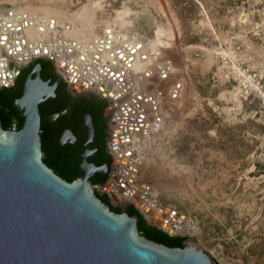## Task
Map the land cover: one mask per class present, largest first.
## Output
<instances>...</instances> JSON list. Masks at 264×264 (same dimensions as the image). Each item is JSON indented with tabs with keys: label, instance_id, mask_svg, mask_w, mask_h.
Segmentation results:
<instances>
[{
	"label": "rangeland",
	"instance_id": "rangeland-1",
	"mask_svg": "<svg viewBox=\"0 0 264 264\" xmlns=\"http://www.w3.org/2000/svg\"><path fill=\"white\" fill-rule=\"evenodd\" d=\"M13 9L75 23L88 41L113 25L144 49L157 44L180 81L173 97L174 84L158 87L162 112L146 109L150 121L162 118L161 131L150 139L140 131L134 139L140 184L154 189L150 202L175 207L184 224L196 223L195 234L177 235L194 238L213 255L222 246L228 264H264V0H0V16ZM40 57L53 59L36 55L22 66ZM63 79L73 94L111 99L77 92ZM155 86L138 92H155ZM108 104L113 117L119 107ZM116 170L115 160L112 174ZM104 187L96 189L112 205H135Z\"/></svg>",
	"mask_w": 264,
	"mask_h": 264
},
{
	"label": "water",
	"instance_id": "water-1",
	"mask_svg": "<svg viewBox=\"0 0 264 264\" xmlns=\"http://www.w3.org/2000/svg\"><path fill=\"white\" fill-rule=\"evenodd\" d=\"M41 68L40 63L34 66L22 95L13 100L22 127L6 129L0 119V264H218L219 255L194 238L188 237L181 247L159 243L139 231L137 214L112 210L89 179L93 173L104 176L109 163L88 162L92 152L86 147L79 179L68 181L45 163L40 105L55 98L57 84L44 81ZM5 86L0 83V88ZM83 120L87 144L93 141L95 126L91 114H84ZM69 138L75 139L68 129L60 145ZM109 149L114 155L113 147ZM135 205L148 224L176 234L153 221L145 203Z\"/></svg>",
	"mask_w": 264,
	"mask_h": 264
},
{
	"label": "bare ground",
	"instance_id": "bare-ground-1",
	"mask_svg": "<svg viewBox=\"0 0 264 264\" xmlns=\"http://www.w3.org/2000/svg\"><path fill=\"white\" fill-rule=\"evenodd\" d=\"M24 12L13 9L7 16H0V83L9 85L14 82L17 68L12 67L13 62L22 66L36 55L48 54L55 59L59 72L70 82L73 90H94L111 95L112 108L119 107L110 140L117 170L106 188L120 202L133 201L139 207L145 203L152 220L172 232L195 234V222L184 224L185 218L175 208L166 210L149 201L147 196L154 193V189L140 184L135 164L139 152L133 145L136 134L145 131L150 139L164 125L162 118L150 121L146 114L149 107L163 111L164 97L158 87L166 81L167 85L174 84L172 97L174 92H178L180 78L176 65L165 58L166 54L157 48L156 43L144 49L126 35L116 34L113 25L106 27L104 36H94L93 41H88L80 35L75 23L44 16L34 19ZM74 50L78 51L77 57L69 55ZM214 53L220 54L219 51ZM246 79L249 80V76ZM150 83L156 84L155 92L146 89ZM143 87L146 88L138 92ZM128 94L132 96L127 99ZM136 115L137 118L132 120L131 117ZM125 155L127 160H124ZM144 212L148 216V212ZM216 255L223 264H228L222 259V246Z\"/></svg>",
	"mask_w": 264,
	"mask_h": 264
},
{
	"label": "flooded vegetation",
	"instance_id": "flooded-vegetation-1",
	"mask_svg": "<svg viewBox=\"0 0 264 264\" xmlns=\"http://www.w3.org/2000/svg\"><path fill=\"white\" fill-rule=\"evenodd\" d=\"M33 62H31V63H33ZM30 64H28L27 66H19V67H17V74H16V77H15L13 86L18 81H22L25 69ZM36 64H38V63H35V65ZM34 66L32 67V69L34 68ZM41 66H42V64H41ZM32 69L30 70V72L32 71ZM54 71L57 74H59L57 72V70L55 69V67H54ZM30 72H27L26 77H27V75ZM40 75H41L42 79L44 81H48L50 85H52L54 83L57 84L56 89H55V93H56L55 98L47 99L42 104V108H40L42 122L45 119V121L47 123V126H48L47 127L48 131L43 130L42 143L44 142V136L45 135L49 136V138L51 140V149H52V151L54 153V158L58 162H70V160H77L78 161V164H77V170L78 171H77V173L79 174L80 177H78L76 179H79V178L82 177L81 173L79 172L78 166L82 163V160L80 159V156L84 152V147H86L87 149H89L92 152L91 155L87 157L88 162L94 163L97 166H101L104 163L108 162L109 163V167H108V169L106 171V174L104 176L100 175L99 173H93V174H91L89 176L90 182L95 187V190L97 192L98 190L96 189V187H98V186L104 187V185L107 186L109 184V179H110V176H112V170H113L114 161H115V158L113 157V155H112V153H111V151L109 149V137H110L109 128H110V122H111V118H112L107 113L109 104L104 107L103 112H102V109H101L102 107L101 106L98 108L96 114H101L102 120H101V122L99 124H97V126H95V123H94V120H93V116L91 115L93 123H94V126H95V134H94L93 141L86 144V141H87V130H86L85 126H84L83 118H84V114H86L88 112H85L83 114V117L80 120L78 118V116L76 115V113H73V110L70 109V108L77 107V102H75V101H72L69 106L63 108L59 112L54 111L53 109L55 108V106L57 104L61 103L60 97H61L62 94H61V91H58L59 80L55 81V80L52 79L51 76H48L46 74V72L43 70V66L41 68ZM26 77H25V79H26ZM33 77H34V75H33ZM24 82H25V80H24ZM24 82H23V84L21 86V91L18 90V92H17L18 94L13 98V100L18 98V97H20L22 95V88H23ZM5 87H10V86L6 85ZM5 87L0 88V94H1V92L3 91V89ZM68 92H69V94H71V95H73L75 97L80 96V94H73L71 92L69 86H68ZM93 93L98 95L95 92H93ZM108 102H110V100ZM12 105H13V101H12ZM0 107L6 114L10 115V117L13 118L14 122H17L18 118H17L16 112H15L16 108L14 106H11L10 98L4 97L2 100L0 99ZM12 108H15V110H13ZM63 110H66V112L63 113V114H60L57 117H55L56 114L61 113ZM64 115L66 117L62 118V116H64ZM0 119H1V122H2L1 116H0ZM2 124H3V122H2ZM104 127H106L105 128V132L107 133V136L101 138L99 131L102 128L104 129ZM6 129H17V128L16 127H11V128H6ZM68 129L72 131L75 139L72 140L71 138H69L64 143H62L60 145V141L62 139V136H63L64 132L66 130H68ZM43 153H44V151H43ZM108 156L112 157V159H113L112 162L109 159H107ZM43 158H44V156H43ZM104 178H106V181H103ZM104 188L106 189V187H104ZM98 193L102 194V195L104 194L102 191H98ZM127 209H128V207H126L124 209V212H127Z\"/></svg>",
	"mask_w": 264,
	"mask_h": 264
},
{
	"label": "trees",
	"instance_id": "trees-1",
	"mask_svg": "<svg viewBox=\"0 0 264 264\" xmlns=\"http://www.w3.org/2000/svg\"><path fill=\"white\" fill-rule=\"evenodd\" d=\"M35 63H40L43 66V70L46 72L48 76H51L53 80L57 81L59 80V87L58 91H61V97H60V104H57L55 108L53 109L56 112L61 111L63 108L70 105L72 101L77 102V107L70 108L73 110V113H76L78 118L81 120L83 117V114L85 112L90 113L93 116V120L95 123V126L99 124L102 120L101 114H96L98 108L101 106L102 112L105 106L108 105V99L105 97H102L100 95H96L94 93L91 94H84L80 95L78 97H75L68 92V83L54 71V62L50 58L40 57L37 58L33 63H31L24 72L22 81H18L14 86L5 87L3 91L0 94V99L2 100L4 97L10 98V104L12 105L13 98L18 94V90L21 91V86L25 80L27 72H30L32 67L35 65ZM40 108H42V104L40 105ZM15 110V108H12ZM75 109V110H74ZM16 116L18 118L17 122H14L13 118L10 117V115L6 114L0 107V116L2 118L3 126L4 128H11L16 127L17 129H20L23 125V118L19 116L18 112L15 110ZM75 115V114H74ZM66 117L65 115L62 116V118ZM47 123L45 119L42 122V129L45 131H48ZM97 128V127H96ZM105 128H102L100 132L101 138L106 137L107 133L105 132ZM97 131V132H98ZM102 143V142H101ZM43 151H44V161L45 163L50 166L57 174H59L61 177L68 181H73L76 178L80 177L77 173V160H70V162H58L54 158V153L51 149V140L49 136H44V142L42 145ZM107 159H109L112 162V157L108 156ZM103 181H106V178L103 179ZM97 195L102 201L107 202L111 209L116 212H124V209L118 208L111 204L109 201L108 194L104 193L99 194L97 191ZM127 212L130 215L137 214L139 217V231L148 236L150 239H153L159 243L166 244L171 247H181L183 242L187 239V237L179 236V235H171L167 231L159 228L156 225L148 224L147 220L145 219L144 215L140 212V210L134 205L130 204L128 206Z\"/></svg>",
	"mask_w": 264,
	"mask_h": 264
},
{
	"label": "built area",
	"instance_id": "built-area-1",
	"mask_svg": "<svg viewBox=\"0 0 264 264\" xmlns=\"http://www.w3.org/2000/svg\"><path fill=\"white\" fill-rule=\"evenodd\" d=\"M53 59H54V58H53ZM53 59H52V60H53ZM53 62H54V61H53ZM55 64H56V63H55ZM56 66H57V65H56ZM57 69H58V67H57ZM58 71H59V70H58ZM60 74L62 75V77H63V78H65V76H64L62 73H60ZM60 74H59V75H60ZM65 79H66V78H65ZM66 80H67V79H66ZM67 81H68V80H67ZM109 95H110V94H109ZM107 97H109V98H110V97H111V95H110V96H107ZM110 101H111V99H110ZM111 107H112V105H111ZM111 109H112V108H111ZM110 146H111V143L109 142V147H110ZM113 157H114V158H115V160H116V156H115V155H113ZM135 206H136V205H135ZM138 209H140V208H138ZM168 233H169V232H168ZM179 233H180V232H176V234H175V235H177V234H179ZM170 234H171V235H174V234H172V233H170ZM219 261H221V259H220Z\"/></svg>",
	"mask_w": 264,
	"mask_h": 264
}]
</instances>
